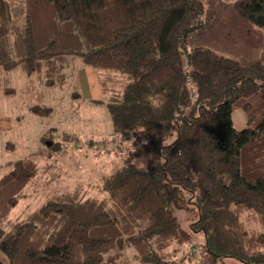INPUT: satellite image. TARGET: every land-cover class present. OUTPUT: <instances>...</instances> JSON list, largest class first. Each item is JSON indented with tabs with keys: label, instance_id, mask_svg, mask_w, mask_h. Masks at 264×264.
<instances>
[{
	"label": "trees",
	"instance_id": "obj_1",
	"mask_svg": "<svg viewBox=\"0 0 264 264\" xmlns=\"http://www.w3.org/2000/svg\"><path fill=\"white\" fill-rule=\"evenodd\" d=\"M11 5L0 0V65L49 86L78 62L96 69L121 161L97 194L55 188L64 171L52 152L12 161L0 264H264V50L244 64L189 48L206 0H23V25ZM235 7L264 32V0ZM34 194L42 201L13 221Z\"/></svg>",
	"mask_w": 264,
	"mask_h": 264
},
{
	"label": "rangeland",
	"instance_id": "obj_2",
	"mask_svg": "<svg viewBox=\"0 0 264 264\" xmlns=\"http://www.w3.org/2000/svg\"><path fill=\"white\" fill-rule=\"evenodd\" d=\"M11 2L16 23L23 25V0ZM203 21V26L192 33L189 48L209 47L244 64L261 59L264 32L245 21L235 0H206ZM104 97L97 70L81 62L63 85L52 86L28 75L20 66L6 69L0 65V178L12 169V161L24 156L47 161L45 156L52 152L64 171L55 188L69 190L80 184L97 194L91 186L101 185L103 177L121 161V139L114 132ZM37 106L52 111L39 113L34 110ZM233 120L238 129L248 126L247 115L240 108L234 109ZM44 137L58 142L57 147ZM34 195L18 203L11 215L13 221L42 201L40 195ZM202 241L201 236H194L188 246L200 248ZM180 256L178 253L174 259ZM226 264L240 262L228 259Z\"/></svg>",
	"mask_w": 264,
	"mask_h": 264
}]
</instances>
